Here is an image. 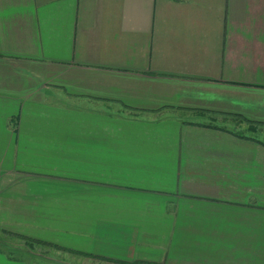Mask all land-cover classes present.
I'll return each instance as SVG.
<instances>
[{
    "label": "crops",
    "instance_id": "1",
    "mask_svg": "<svg viewBox=\"0 0 264 264\" xmlns=\"http://www.w3.org/2000/svg\"><path fill=\"white\" fill-rule=\"evenodd\" d=\"M24 242L264 264V0H0V264Z\"/></svg>",
    "mask_w": 264,
    "mask_h": 264
},
{
    "label": "rangeland",
    "instance_id": "2",
    "mask_svg": "<svg viewBox=\"0 0 264 264\" xmlns=\"http://www.w3.org/2000/svg\"><path fill=\"white\" fill-rule=\"evenodd\" d=\"M21 245L22 246H18L19 249L25 250L27 248L28 251L27 250H25V251L17 250L15 252V255H38L37 256V259L36 260H32V262H34L36 264H43V263L48 264V260H46V261L40 260L41 257L39 256V255H48V251H43L44 250V246H39L38 244H35V243H26V242L22 243ZM27 252H31V253L27 254ZM61 255H67V254L65 252H62ZM53 257H55L56 259H58L55 262H60L61 261L60 257H62V256H60V255H58V256L57 255H53ZM95 261L96 260H91V262L90 261H88V262L86 261V264H88V263L89 264H94ZM21 262H23V261H21ZM73 262L74 261H70L69 260V264H72ZM58 264H60V263H58ZM98 264H104V263L98 262Z\"/></svg>",
    "mask_w": 264,
    "mask_h": 264
}]
</instances>
